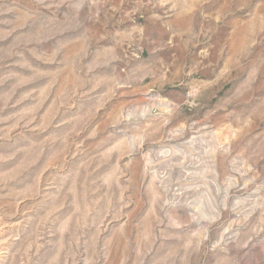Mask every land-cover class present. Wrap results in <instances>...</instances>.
Returning <instances> with one entry per match:
<instances>
[{
    "label": "rangeland",
    "instance_id": "374dc122",
    "mask_svg": "<svg viewBox=\"0 0 264 264\" xmlns=\"http://www.w3.org/2000/svg\"><path fill=\"white\" fill-rule=\"evenodd\" d=\"M0 264H264V0H0Z\"/></svg>",
    "mask_w": 264,
    "mask_h": 264
}]
</instances>
